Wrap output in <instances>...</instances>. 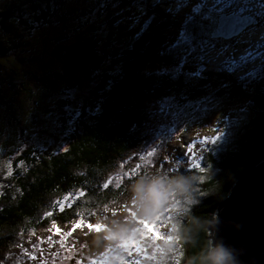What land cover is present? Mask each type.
Segmentation results:
<instances>
[{"label":"rangeland","instance_id":"1","mask_svg":"<svg viewBox=\"0 0 264 264\" xmlns=\"http://www.w3.org/2000/svg\"><path fill=\"white\" fill-rule=\"evenodd\" d=\"M67 2L63 7L65 14L58 12L56 15V18L65 19H58L54 24H38L31 33L24 31L18 49L0 56L1 212L15 197V178L26 169L18 157L29 149H36L38 154L46 156L58 152L65 145L63 137L65 129L72 126L71 118L99 94L104 71L116 72L115 64L124 62L119 52L131 47L141 33L159 24L163 17L168 20L156 35L159 46L150 50L162 56V61L153 62L150 58L145 61L156 77L183 75L192 79L206 71L232 74L246 79L250 85L249 97L239 104L228 107L223 104L220 110L212 111L210 94L179 102L170 90L163 89L143 107L146 120L141 126V139L114 161L106 172L105 185L126 182L129 187L141 176L157 171L171 175L201 164L206 157L205 149L226 146L230 133L239 129V116L242 117L245 107L256 93L264 92L262 46L255 50L260 53L253 59V53L245 60L238 57L244 52L245 43L240 41V36L259 27L264 29V0ZM158 11L165 15L157 14ZM222 13L240 15L241 18L252 16L257 22L229 39L213 37L212 31ZM86 38L93 41L95 53L76 72L82 81L72 83L62 72V53L67 45ZM146 45L143 40L141 46ZM219 58L224 61L219 62ZM208 73L207 77L213 75ZM134 175L137 178H133ZM81 193L76 190L46 195L37 205L34 223L49 216L54 206L68 205ZM205 195L195 178L187 196L172 198L163 214L151 222L159 237L143 231L144 223L137 215L136 202L129 193L118 204L103 202L89 217L59 225L62 229L59 235L54 223L39 229L35 227L40 222L33 226L25 224L24 232L20 231L23 228L4 227L1 234L11 235L12 243L0 254V264H178L182 247L169 223L174 217L180 222L181 215H187V209ZM112 220L131 222L141 231L134 237L125 238L111 227ZM81 221V227L73 233L74 225ZM89 222L93 225L100 222L108 227L97 232L95 228H87ZM101 238L103 245L97 247ZM133 241L139 245L137 252L135 248L125 247ZM129 251L133 253L131 256Z\"/></svg>","mask_w":264,"mask_h":264},{"label":"trees","instance_id":"2","mask_svg":"<svg viewBox=\"0 0 264 264\" xmlns=\"http://www.w3.org/2000/svg\"><path fill=\"white\" fill-rule=\"evenodd\" d=\"M0 1L2 57L18 49L24 31L31 33L38 24H54L58 19H65L61 16L56 18V15L58 12L65 14L63 7L68 3V0ZM157 14L165 15L159 11ZM166 19L168 17H163L159 24L141 33L131 47L119 52L124 62L115 64L116 72L104 71L99 94L71 118L72 126L65 129L63 137L65 145L58 152L46 156L38 154L36 149H29L18 157L26 169L15 178L13 201L3 208V212L0 211V254L12 243L11 235L1 234V230L4 227L12 230L23 228L20 231L24 232L25 224L33 226L39 223L41 219L34 223L37 205L50 193L82 192L70 204L54 206L51 214L45 216L35 228L52 223H73L89 217L103 202H122L129 193L128 185L126 182L115 186L109 184L110 187L105 185L106 172L117 158L139 143L141 126L146 120L143 107L163 89L170 90L179 102L197 100L210 94L212 111L220 110L223 104L224 107L239 104L249 97L250 85L246 79L232 74L206 71L199 77L192 76V79H186L183 75L176 78L168 75L156 77L145 61L148 58L153 62L162 61V56L150 50L159 46L156 35ZM85 40L92 42L93 56L94 43L89 38ZM143 40L147 42L145 47L141 46ZM205 52L201 55V61ZM208 72L213 75L207 77ZM104 74L109 77L108 80ZM70 82L73 83L72 80ZM239 120V129L230 133L226 146L205 149L206 157L201 164H195L197 167L181 173H173L196 178L200 189L206 192L203 198L187 209V215H181L180 222L174 217L169 223L172 234L182 247L183 253L178 264H215L210 252L207 226L216 218V209L227 196L232 183L264 158L263 91L256 93ZM132 177L137 178L135 175Z\"/></svg>","mask_w":264,"mask_h":264},{"label":"water","instance_id":"3","mask_svg":"<svg viewBox=\"0 0 264 264\" xmlns=\"http://www.w3.org/2000/svg\"><path fill=\"white\" fill-rule=\"evenodd\" d=\"M256 22L252 16L241 18L222 13L212 36L229 39ZM92 54L90 40L68 45L62 62L63 74L80 83L82 78L76 72ZM207 232L215 264H221L224 252L229 256L227 264H264V158L232 183Z\"/></svg>","mask_w":264,"mask_h":264},{"label":"clouds","instance_id":"4","mask_svg":"<svg viewBox=\"0 0 264 264\" xmlns=\"http://www.w3.org/2000/svg\"><path fill=\"white\" fill-rule=\"evenodd\" d=\"M194 180L195 178L192 176L169 175L159 171L136 179L129 185V194L136 202V213L141 217V222L151 223L158 219L159 215L163 214L164 208L171 203L172 198L187 196ZM107 227V224L100 222L95 225L97 232ZM111 227L125 238L134 237L136 232L141 231L131 222L125 224L123 220H112ZM143 231L148 232L149 229L144 227ZM102 245L103 239L101 238L97 247ZM228 259V253L224 252V259L221 264H227Z\"/></svg>","mask_w":264,"mask_h":264},{"label":"bare ground","instance_id":"5","mask_svg":"<svg viewBox=\"0 0 264 264\" xmlns=\"http://www.w3.org/2000/svg\"><path fill=\"white\" fill-rule=\"evenodd\" d=\"M246 1V0H245ZM245 3V2H244ZM241 40L245 43L243 44L244 52L239 53V59L245 60L248 58L249 53H255V50L259 49L262 46L264 50V29L263 27H259L256 30H252L251 32H246L240 36ZM234 52V51H232ZM224 61L223 58H219V62Z\"/></svg>","mask_w":264,"mask_h":264},{"label":"snow or ice","instance_id":"6","mask_svg":"<svg viewBox=\"0 0 264 264\" xmlns=\"http://www.w3.org/2000/svg\"><path fill=\"white\" fill-rule=\"evenodd\" d=\"M197 167V166H196ZM109 187H110V185H109ZM81 224H82V221L81 222H78L77 224H75L74 225V227H73V230H72V232L73 233H75V231L78 229V228H80L81 227ZM96 225V224H95ZM95 225H93L91 222H89L88 224H87V228L88 229H92V228H95ZM90 226H91V228H90ZM55 227V231H56V234L57 235H59V234H61V231H62V229L60 228V226L57 224V225H55L54 226ZM143 227H147L148 229H149V231H148V233L150 234V235H156L157 237H159V233L157 232V229H156V226L154 225V224H152V223H144L143 224ZM96 229V228H95ZM72 233H69V235H71ZM125 247H126V249H128V248H135V250H136V252H137V248L139 247V245L135 242V241H133L130 245H125ZM133 253L131 252V251H129L128 252V255L129 256H131ZM34 258V257H33Z\"/></svg>","mask_w":264,"mask_h":264}]
</instances>
